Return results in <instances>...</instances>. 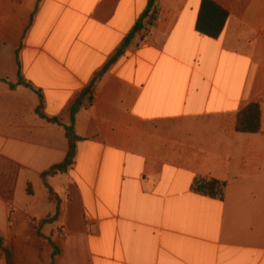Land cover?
I'll list each match as a JSON object with an SVG mask.
<instances>
[{
	"label": "crops",
	"instance_id": "0c3cea01",
	"mask_svg": "<svg viewBox=\"0 0 264 264\" xmlns=\"http://www.w3.org/2000/svg\"><path fill=\"white\" fill-rule=\"evenodd\" d=\"M212 1L217 38L201 0H155L100 74L149 0H0V264H264V0Z\"/></svg>",
	"mask_w": 264,
	"mask_h": 264
},
{
	"label": "trees",
	"instance_id": "16d2710c",
	"mask_svg": "<svg viewBox=\"0 0 264 264\" xmlns=\"http://www.w3.org/2000/svg\"><path fill=\"white\" fill-rule=\"evenodd\" d=\"M154 2L155 0H149L145 12L141 15V17L139 18L133 29L123 40L121 45L116 50L115 54L109 59V61L103 67L100 74L105 72L109 68V66L113 64L124 53L126 47L133 39L136 32H138L143 28L144 21L146 20V18H148L150 9L153 7ZM227 17H228L227 11L218 4H216L215 2H213L212 0H201L198 16L196 20V30L197 32L205 36L211 38H217L220 35L221 31L223 30ZM16 84L25 87H30L28 83L23 81L20 74H18V81ZM13 86L14 85L11 84V87ZM91 87H92V83L89 86V88L84 92V95L86 94L89 95V99H91V95H90ZM41 105L42 104L40 103L39 107L37 108V113L40 116H43V113L41 111ZM259 119H260V110L258 104L257 103L248 104L237 115L236 130L239 132H248V133L257 132L259 129ZM73 120L74 118L72 116L71 125L64 127L65 136L68 140V151L65 156V159L61 163L54 165L48 171H46L42 175L43 180L46 176L65 173L74 164L75 154H76L75 144L78 139L73 131V126H72ZM225 188H226V184L223 181H219L213 178L200 177V176L195 177L191 184V191L193 193L218 200L224 199Z\"/></svg>",
	"mask_w": 264,
	"mask_h": 264
}]
</instances>
